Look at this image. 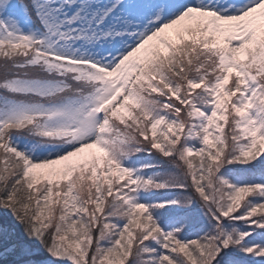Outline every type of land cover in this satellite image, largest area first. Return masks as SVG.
<instances>
[{
  "label": "snow or ice",
  "instance_id": "6c2138e0",
  "mask_svg": "<svg viewBox=\"0 0 264 264\" xmlns=\"http://www.w3.org/2000/svg\"><path fill=\"white\" fill-rule=\"evenodd\" d=\"M0 264H264V0H0Z\"/></svg>",
  "mask_w": 264,
  "mask_h": 264
}]
</instances>
